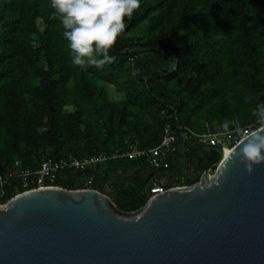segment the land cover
<instances>
[{
	"label": "trees",
	"instance_id": "trees-1",
	"mask_svg": "<svg viewBox=\"0 0 264 264\" xmlns=\"http://www.w3.org/2000/svg\"><path fill=\"white\" fill-rule=\"evenodd\" d=\"M51 11L49 0H0V174L15 161L37 168L48 157L150 149L166 125L180 127L167 170L115 158L88 172L91 189L128 215L144 206L154 185L192 186L219 162L221 152L184 139L187 130L232 131L260 119L264 0H141L110 49L115 60L87 70L70 66ZM142 24L154 35L138 44L128 35ZM110 92L121 100L111 102ZM65 107L73 111L64 114ZM54 186L82 189L81 175L66 172Z\"/></svg>",
	"mask_w": 264,
	"mask_h": 264
},
{
	"label": "water",
	"instance_id": "water-1",
	"mask_svg": "<svg viewBox=\"0 0 264 264\" xmlns=\"http://www.w3.org/2000/svg\"><path fill=\"white\" fill-rule=\"evenodd\" d=\"M249 136L198 183L128 215L92 189L49 187L0 205V264H264V162L249 174L239 156Z\"/></svg>",
	"mask_w": 264,
	"mask_h": 264
},
{
	"label": "built area",
	"instance_id": "built-area-1",
	"mask_svg": "<svg viewBox=\"0 0 264 264\" xmlns=\"http://www.w3.org/2000/svg\"><path fill=\"white\" fill-rule=\"evenodd\" d=\"M180 130V127L173 128L166 125L162 138L155 147L139 149L131 145L128 150L115 152L111 157L90 156L78 159L68 154L56 159L45 158L37 168H28L20 161H15L8 172L0 174V205H5L10 200L27 192L56 187L54 184L66 172H75L81 175L83 188L77 190L91 189L93 177L88 175V172L109 159L127 158L130 161L144 162L151 170L156 172L167 170L169 168V158L179 149L176 132ZM254 130L256 129L252 126L237 128L232 131H225L220 127H206L200 134L187 130L188 135L181 136L184 139L193 138L199 144L214 148L220 147L222 155L224 149L231 150ZM166 190L162 186L154 185L149 194L151 197ZM8 194L11 197L9 200H5Z\"/></svg>",
	"mask_w": 264,
	"mask_h": 264
},
{
	"label": "clouds",
	"instance_id": "clouds-1",
	"mask_svg": "<svg viewBox=\"0 0 264 264\" xmlns=\"http://www.w3.org/2000/svg\"><path fill=\"white\" fill-rule=\"evenodd\" d=\"M140 4L141 0H49L51 15L59 21L67 41L70 66L87 70L111 64L115 56L110 49L124 31L126 18ZM239 156L249 174L254 165L264 162V132L251 134L240 146Z\"/></svg>",
	"mask_w": 264,
	"mask_h": 264
},
{
	"label": "rangeland",
	"instance_id": "rangeland-1",
	"mask_svg": "<svg viewBox=\"0 0 264 264\" xmlns=\"http://www.w3.org/2000/svg\"><path fill=\"white\" fill-rule=\"evenodd\" d=\"M38 26V29L40 31H42L43 29V26L41 25V23H38L37 24ZM153 33L152 31L150 30V27L148 24H142L139 26V28L137 29V31L134 33V34H130L128 36L132 37L135 41L138 42V44H142V43H145L147 41H149L152 37H153ZM173 60V61H172ZM174 62V57L171 58V65H174L173 64ZM169 65V66H171ZM109 96V100L111 102H114V101H117V100H121L120 97H117L116 95H114L113 93H109L108 94ZM73 111V108L72 107H65L64 110H63V113L64 114H69ZM257 113V116H259L260 119H257V121L249 126H252L254 127L255 129H258L260 127H263L264 126V108L262 105H260V107L258 108V110L255 112ZM254 113V114H255ZM42 130H39V133L41 132ZM119 134V132H116V135ZM214 172V171H213ZM212 172V173H213ZM106 196V195H105ZM109 198V197H108ZM110 199V198H109ZM112 202V201H111Z\"/></svg>",
	"mask_w": 264,
	"mask_h": 264
},
{
	"label": "bare ground",
	"instance_id": "bare-ground-1",
	"mask_svg": "<svg viewBox=\"0 0 264 264\" xmlns=\"http://www.w3.org/2000/svg\"><path fill=\"white\" fill-rule=\"evenodd\" d=\"M229 153H230V150L224 149L222 155H223V157H227L229 155Z\"/></svg>",
	"mask_w": 264,
	"mask_h": 264
}]
</instances>
